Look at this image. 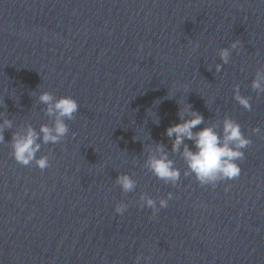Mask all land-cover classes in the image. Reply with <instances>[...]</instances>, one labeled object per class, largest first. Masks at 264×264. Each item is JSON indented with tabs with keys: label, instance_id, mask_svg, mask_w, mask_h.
<instances>
[{
	"label": "water",
	"instance_id": "water-1",
	"mask_svg": "<svg viewBox=\"0 0 264 264\" xmlns=\"http://www.w3.org/2000/svg\"><path fill=\"white\" fill-rule=\"evenodd\" d=\"M234 40L241 46L217 73L219 49ZM257 69L264 0H0V112L14 124L5 141L28 123H51L42 91L80 105L65 140L37 153L49 155L43 171L18 164L0 144V264H136L138 255L139 264H264ZM236 84L251 111L233 98ZM184 103L205 124L222 127L227 115L241 125L252 143L239 177L201 186L170 154L181 170L173 187L143 167L150 145L171 150L165 131L180 122ZM119 173L137 181L135 191L122 192ZM169 191L168 207L150 218L141 193L157 199ZM121 201L122 215L114 211Z\"/></svg>",
	"mask_w": 264,
	"mask_h": 264
},
{
	"label": "clouds",
	"instance_id": "clouds-1",
	"mask_svg": "<svg viewBox=\"0 0 264 264\" xmlns=\"http://www.w3.org/2000/svg\"><path fill=\"white\" fill-rule=\"evenodd\" d=\"M241 46L240 40H234L228 47L219 49L218 55L222 63L216 64V72L222 70L223 65L230 61L232 50H238ZM198 47V45H194ZM211 70V68H209ZM251 88L256 91L257 96L264 93V70L257 69L251 81ZM233 98L245 110L251 111L252 105L250 97L240 93L239 84L233 85ZM38 101L45 107L43 111L51 121L50 124H41L39 130L34 128L31 123L24 125L12 132L11 141L6 142L4 132L13 129V120L9 119L5 112H0V144L8 143L14 160L22 165L29 166L34 163L41 171L50 167L48 154L37 156L42 145L58 144L65 140L69 134V125L66 121L75 119L80 105L71 96L56 97L51 92L42 91L38 96ZM180 105V103H178ZM3 101L0 107H3ZM149 115L153 116V123L159 125L160 119L155 113L149 110ZM177 116L179 123H174L166 128L165 135L171 141V150H168L164 143H155L145 149L147 152L143 162V167L147 169L158 180L164 184L177 186L181 178V170L176 167V161L170 154H178L184 161L185 168L183 176H192L201 186L210 185L216 187L218 182L233 180L241 174V167L238 161L245 158L243 149L251 145L252 140L246 137L241 125L231 117L225 115L221 122L205 124L201 113L193 110L192 105L184 103L183 107L178 108ZM205 126L193 131L197 126ZM221 128V131H217ZM254 134H259V126L252 129ZM74 137L75 132L71 133ZM135 140V136L133 137ZM150 139V136H149ZM186 141H191L190 147ZM115 183L120 186L123 193H131L137 187V181L127 173H119ZM227 191V188L225 189ZM173 199V193L169 191L166 197L157 199L152 198L147 193H141L139 203L141 207L151 209V217L155 218L162 208L168 207L169 200ZM128 208V204L121 201L114 207L117 214H123ZM141 256L136 257V264H139ZM148 260V257H143Z\"/></svg>",
	"mask_w": 264,
	"mask_h": 264
}]
</instances>
